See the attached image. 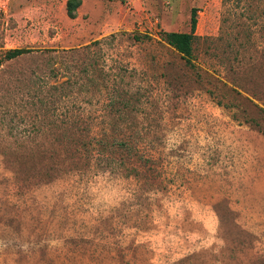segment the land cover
I'll return each mask as SVG.
<instances>
[{
    "label": "rangeland",
    "instance_id": "rangeland-1",
    "mask_svg": "<svg viewBox=\"0 0 264 264\" xmlns=\"http://www.w3.org/2000/svg\"><path fill=\"white\" fill-rule=\"evenodd\" d=\"M64 1L0 0V264H264V0Z\"/></svg>",
    "mask_w": 264,
    "mask_h": 264
},
{
    "label": "trees",
    "instance_id": "trees-1",
    "mask_svg": "<svg viewBox=\"0 0 264 264\" xmlns=\"http://www.w3.org/2000/svg\"><path fill=\"white\" fill-rule=\"evenodd\" d=\"M79 5L80 0H66L64 3L66 17L69 19L74 18L75 11ZM195 12V9L190 10L189 30L187 32H166L162 36V40L165 44L179 54L185 62L189 61L192 53V42L194 39L193 33L195 29ZM28 53H30V50L24 48L7 49L2 53V55H0V64L5 61H11ZM80 147L86 154L85 156L91 157L99 162H103V159H106L105 156L119 151H137L134 141L127 142L125 140L120 141L108 139L104 137V134L99 137L91 136L86 142H84V144H80Z\"/></svg>",
    "mask_w": 264,
    "mask_h": 264
},
{
    "label": "crops",
    "instance_id": "crops-1",
    "mask_svg": "<svg viewBox=\"0 0 264 264\" xmlns=\"http://www.w3.org/2000/svg\"><path fill=\"white\" fill-rule=\"evenodd\" d=\"M65 1L63 2V5H64ZM103 1L104 0H80V5H79L78 9L83 10L85 12L84 13L85 15L92 16V15H94V13H99L100 10L103 11V9L105 7V4L103 3ZM105 9H106V7H105Z\"/></svg>",
    "mask_w": 264,
    "mask_h": 264
}]
</instances>
